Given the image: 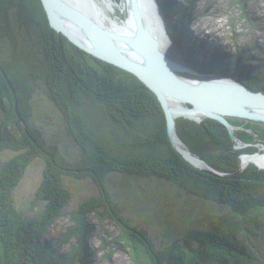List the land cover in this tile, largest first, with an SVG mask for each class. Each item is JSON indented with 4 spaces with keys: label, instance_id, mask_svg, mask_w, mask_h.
<instances>
[{
    "label": "trees",
    "instance_id": "trees-1",
    "mask_svg": "<svg viewBox=\"0 0 264 264\" xmlns=\"http://www.w3.org/2000/svg\"><path fill=\"white\" fill-rule=\"evenodd\" d=\"M94 1L108 28L130 34L131 11L127 20L126 10L115 12L122 20L109 14L114 13L112 3L127 9L125 0H108L107 15ZM234 1L243 10L248 0ZM157 2L185 63L197 72L264 90V61L252 66L239 55L223 70L219 61L215 66L193 61L195 49L184 35L190 12L177 11L173 0ZM11 12H16L14 24ZM31 30L39 34L35 48L27 41ZM40 87L62 115L75 153L47 144L29 125V102ZM0 111V153H14L0 160V264H88L90 217L116 225V240L132 264H258L248 243L264 246V169L255 165L264 167V160L242 167L241 156L258 152L257 145L264 147V123L226 117L233 139L215 120L175 119L176 137L206 167L191 165L171 145L156 96L132 73L87 54L52 29L40 0H0ZM38 158L44 169L34 201L44 202V209L24 217L13 209L10 194ZM111 173L166 182L170 192L162 195L174 208L192 211V200H197L216 209L204 222L183 226L178 239L156 249L144 231L114 214L106 188ZM64 178L89 179L98 195L83 200L70 215L67 249L61 251L44 238L69 199Z\"/></svg>",
    "mask_w": 264,
    "mask_h": 264
},
{
    "label": "rangeland",
    "instance_id": "rangeland-1",
    "mask_svg": "<svg viewBox=\"0 0 264 264\" xmlns=\"http://www.w3.org/2000/svg\"><path fill=\"white\" fill-rule=\"evenodd\" d=\"M98 1L101 4L99 8L107 15L110 10L108 0ZM173 1L177 5V11L190 12V23L185 27L184 35L195 49L193 61L200 64L213 63V66L219 61L218 67L222 70L229 68L239 55H242L252 66H257L264 61V0H248L243 10L234 0ZM126 5L128 15L123 20H127L129 16L127 1ZM112 6L114 13L109 14L117 20H122L115 12L122 14L125 10L127 11L124 4L112 3ZM94 8L98 14L96 5ZM9 18L14 24L17 21L16 12H11ZM156 19L153 16L155 32L157 31ZM99 20L98 22L101 21ZM136 30H138L137 25L133 28V37L137 35ZM29 33L28 45L31 44L35 48L39 34L36 30H31ZM128 36L131 37V33ZM200 64L197 65L200 67ZM43 90V87L36 90L29 102L28 123L40 132L47 144L61 152L73 154L76 150L67 135L63 117L47 99ZM179 107L183 109L177 110H186L185 106ZM1 118L0 111V122ZM256 147L260 155L251 157L249 163L254 159L264 160V147L262 145ZM13 156L12 151L4 150L0 153V160L6 161ZM196 166L206 167L204 163ZM43 169L44 161L35 159L26 167L21 179L11 190L12 207L24 217L34 216L44 209V202L34 201V193L42 180ZM63 184L68 191L69 199L62 209L61 217L47 229L44 239L53 247L66 251V235L72 226L70 215L77 210L83 200L97 196L98 189L89 179L64 178ZM106 185L114 214L122 217L132 228L144 231L156 249H161L165 244L178 239L183 226L186 228L204 222L216 209L213 206L204 205L203 207L201 203H195L197 200H192L194 201V204H191V208H194L192 211L180 209L179 206L174 208L170 205L169 199L162 195L169 194L170 186L154 178H136L111 173L106 179ZM88 224L92 230V236L86 244V251L91 253L88 264H132L126 249L121 246V241L116 240L120 231L112 221H98L97 218L90 217ZM248 245L259 260L258 264H263L262 243L250 242Z\"/></svg>",
    "mask_w": 264,
    "mask_h": 264
},
{
    "label": "water",
    "instance_id": "water-1",
    "mask_svg": "<svg viewBox=\"0 0 264 264\" xmlns=\"http://www.w3.org/2000/svg\"><path fill=\"white\" fill-rule=\"evenodd\" d=\"M40 2L52 29L62 34L69 42L87 54L132 73L156 96L163 111L169 141L188 163L190 162L179 152L174 143V137H177L174 131L175 120L171 117L172 110L168 104L169 100L183 104L186 109L194 108L204 115L202 118L219 122L228 130L233 139L235 138L233 127L229 125L226 117L264 123V90L253 91L225 76L197 72L185 63L165 28L157 0H148V7L152 9V17L149 18L147 15L145 19L150 20V29L154 32L153 16L157 18L161 38L170 45L169 48L172 51L176 52L180 62L176 60L174 54L169 53L168 47L165 53L161 52L146 30H144L145 33L143 32L138 48L142 54L149 58L150 62L148 63L124 54L115 45L114 38L107 30L66 0H40ZM126 13L128 15V9ZM174 70L179 71V75H174ZM184 77L195 80V82L190 81L194 86L182 82ZM204 77L220 79L203 82ZM178 118L195 122L201 120L186 117ZM258 168L264 169L263 167ZM207 171L215 176H220L212 170Z\"/></svg>",
    "mask_w": 264,
    "mask_h": 264
},
{
    "label": "bare ground",
    "instance_id": "bare-ground-1",
    "mask_svg": "<svg viewBox=\"0 0 264 264\" xmlns=\"http://www.w3.org/2000/svg\"><path fill=\"white\" fill-rule=\"evenodd\" d=\"M69 4H71L72 6H74L75 8H77L78 10H80L81 12H83L86 16H88L91 20H93L95 23H97L98 25H100L101 27H103L105 30L108 31V33L114 38L113 42H115V45L126 55L135 58L137 60H141L142 62L148 63L150 62L149 58L142 54V52L139 50L138 46H140L139 41L142 39V35L143 32L145 33L144 30L149 32V37L152 39L153 42H155L159 48V50L161 52H165L166 48L170 47V45L166 42L163 38H161V31L159 29V26L156 22L157 25V31L153 32L150 29V20H146L145 17L148 15L149 18H151V14H152V10L150 12V9L148 7V0H126L128 3V7H129V13L131 11L132 13V24H131V28H130V33H131V37L129 36H124L122 35V33L120 32H114L112 31L110 28H108L102 21L99 20L97 11L94 8V1L93 0H66ZM131 1V2H130ZM130 3V5H129ZM132 3V4H131ZM153 14H154V9H153ZM101 22H98V20ZM140 21V23H139ZM135 25H137L138 30L137 31V35H134L133 37V28L135 27ZM78 33V32H77ZM135 40L136 41V45L135 44ZM133 47V48H132ZM170 49V48H169ZM163 52V53H164ZM173 52V53H172ZM174 54V57L176 58V60L178 62V56L176 54V52L170 49V52ZM174 57H172V59L174 60ZM174 75H179V71L174 70L173 71ZM213 79H220V78H212V77H204L203 78V82L208 81V80H213ZM182 82L189 84L190 86H194L190 81L195 82V80L190 79L189 77H184L182 80ZM169 107L172 110L171 113V117L173 120H175L178 117H186V118H190V119H201L202 116H204L202 113L196 111L194 108H188L186 110H177V109H183L180 108L184 107L181 103L173 101V100H169L168 102ZM187 114L189 116H187ZM174 143L175 146L177 147V149L179 150V152L185 157H188V159L185 157V159H187L190 163H192L193 165H200L201 163H204L202 161H200L195 155H193L192 153H190L185 146L177 139L174 137ZM180 148V149H179ZM184 153H182V152ZM259 153L256 152L255 155L249 156V155H243V157H241V162H242V167L246 166L247 164H249L251 157L253 158L254 156L259 157ZM192 162H191V161ZM195 165V166H196ZM199 167V166H196ZM258 167H262V166H258ZM201 168H205V167H201ZM264 168V167H263Z\"/></svg>",
    "mask_w": 264,
    "mask_h": 264
}]
</instances>
